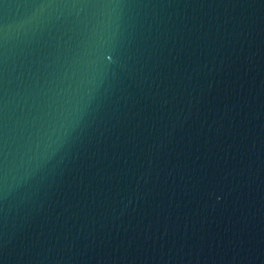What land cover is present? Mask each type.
Instances as JSON below:
<instances>
[{
  "label": "water",
  "instance_id": "1",
  "mask_svg": "<svg viewBox=\"0 0 264 264\" xmlns=\"http://www.w3.org/2000/svg\"><path fill=\"white\" fill-rule=\"evenodd\" d=\"M0 264H264V0H0Z\"/></svg>",
  "mask_w": 264,
  "mask_h": 264
}]
</instances>
